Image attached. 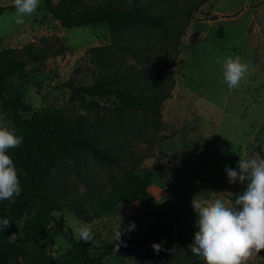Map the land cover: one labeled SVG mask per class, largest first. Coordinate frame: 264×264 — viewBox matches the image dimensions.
Returning <instances> with one entry per match:
<instances>
[{"label": "rangeland", "instance_id": "1", "mask_svg": "<svg viewBox=\"0 0 264 264\" xmlns=\"http://www.w3.org/2000/svg\"><path fill=\"white\" fill-rule=\"evenodd\" d=\"M12 5L13 0H0V49L17 50L33 43L42 57L36 63L27 62L7 84L9 94L22 100L19 114L37 120L52 112L79 113L69 104L70 91L64 84L90 83L85 52L108 43L106 25L64 29L43 12L41 0L37 12L23 25H16ZM158 35L153 33V43L160 41ZM234 54L250 62L253 70L230 91L221 83L222 67L216 60ZM172 79L174 86L162 105L159 132L171 137L150 150L142 145L136 148L145 157L141 172L150 175L139 199L85 223L92 230L91 242L78 239L73 228L81 222L65 210L51 213L46 234L66 226L89 258L101 257L102 264H204L189 248L199 230L193 197L210 190L227 204L240 193L241 185L229 184L225 167L236 168L240 158L260 159L259 152L264 154V0H207L192 14L180 38ZM94 100L104 106L114 101ZM11 122V113L0 102V126L8 127ZM89 165L96 179L107 182L108 169ZM68 185L82 190L73 179ZM154 224L162 231L155 244L163 250L150 251V241L128 253L109 252ZM119 229L122 235L115 241ZM30 248L41 249L51 264H77L79 260L59 233L51 243L43 236ZM6 264H23L21 254ZM247 264H264V251Z\"/></svg>", "mask_w": 264, "mask_h": 264}, {"label": "trees", "instance_id": "2", "mask_svg": "<svg viewBox=\"0 0 264 264\" xmlns=\"http://www.w3.org/2000/svg\"><path fill=\"white\" fill-rule=\"evenodd\" d=\"M41 2L43 12L64 29L106 25L108 43L85 52L88 85L64 84L70 91L69 104L80 112H52L37 120L21 117L22 100L9 94L7 84L27 62L36 63L42 57L33 43L17 50L0 49V102L11 113L9 130L24 137L19 147L6 153L14 161L22 190L13 200L0 201V219L12 222L0 231V264L19 253L23 264H51L41 249L30 246L36 247L43 236L51 243L56 233L71 246L77 264H102L101 257L89 258L66 226L46 234V221L51 213L65 210L77 221L90 223L119 204L136 202L148 187L150 175L140 169L145 157L136 148L142 145L150 150L171 137L159 134L162 105L174 86L172 68L180 38L192 14L207 0ZM155 32L158 43L151 41ZM107 98L114 99L112 106L94 100ZM259 156L264 159V154ZM90 163L108 169L107 182L95 178ZM69 179L82 190L69 186ZM244 188L241 185L240 193ZM13 233L18 238L9 243ZM161 235L154 224L109 252L128 253L150 241L155 244ZM186 254L199 263L191 252Z\"/></svg>", "mask_w": 264, "mask_h": 264}, {"label": "clouds", "instance_id": "3", "mask_svg": "<svg viewBox=\"0 0 264 264\" xmlns=\"http://www.w3.org/2000/svg\"><path fill=\"white\" fill-rule=\"evenodd\" d=\"M39 4L40 0H13L15 24L23 25L26 18L37 12ZM216 63L222 67L221 83L230 91L253 70L250 62H242V58L235 54L218 57ZM23 140V136H17L6 125L0 126V201L13 200L21 194L16 166L6 153L19 147ZM225 172L229 184L239 182L245 186L244 191L235 195L234 203L227 204L217 197L218 193L210 190L193 197L191 206L199 230L189 248L204 264H247L250 258L264 251V159L240 158L236 168L226 166ZM85 208L90 215L93 214L88 205ZM11 224L9 218L0 219V231H6ZM73 232L80 241L88 243L93 240L92 230L85 223H78ZM121 235L119 229L115 241ZM17 238V233H13L8 242L14 243ZM152 247L157 253L163 250L159 244ZM116 248L118 250L119 245Z\"/></svg>", "mask_w": 264, "mask_h": 264}, {"label": "crops", "instance_id": "4", "mask_svg": "<svg viewBox=\"0 0 264 264\" xmlns=\"http://www.w3.org/2000/svg\"><path fill=\"white\" fill-rule=\"evenodd\" d=\"M57 1H58V0H51V2H52L53 4H55Z\"/></svg>", "mask_w": 264, "mask_h": 264}, {"label": "water", "instance_id": "5", "mask_svg": "<svg viewBox=\"0 0 264 264\" xmlns=\"http://www.w3.org/2000/svg\"><path fill=\"white\" fill-rule=\"evenodd\" d=\"M50 261V258L48 257V262Z\"/></svg>", "mask_w": 264, "mask_h": 264}]
</instances>
